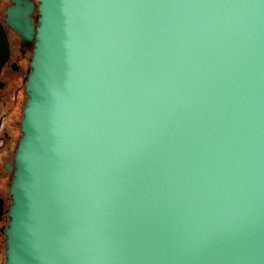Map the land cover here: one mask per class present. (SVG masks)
<instances>
[{"label":"water","instance_id":"water-1","mask_svg":"<svg viewBox=\"0 0 264 264\" xmlns=\"http://www.w3.org/2000/svg\"><path fill=\"white\" fill-rule=\"evenodd\" d=\"M12 1L6 264H264V0Z\"/></svg>","mask_w":264,"mask_h":264},{"label":"flooded vegetation","instance_id":"flooded-vegetation-1","mask_svg":"<svg viewBox=\"0 0 264 264\" xmlns=\"http://www.w3.org/2000/svg\"><path fill=\"white\" fill-rule=\"evenodd\" d=\"M14 6L12 0H0V21L8 34L11 49L10 59L0 73V264H6V230L11 221L13 205V160L20 139L17 134L21 132L22 118L17 117L26 102L25 79L29 75L34 48L24 44L23 38L8 22V11ZM37 15L36 10L31 16L36 25Z\"/></svg>","mask_w":264,"mask_h":264},{"label":"rangeland","instance_id":"rangeland-1","mask_svg":"<svg viewBox=\"0 0 264 264\" xmlns=\"http://www.w3.org/2000/svg\"><path fill=\"white\" fill-rule=\"evenodd\" d=\"M22 114H23V110L20 109V111L18 112V117L17 118L20 119L22 117ZM17 136H19V137L21 136V132L20 131L18 132Z\"/></svg>","mask_w":264,"mask_h":264}]
</instances>
